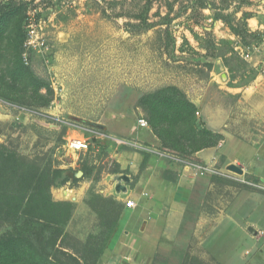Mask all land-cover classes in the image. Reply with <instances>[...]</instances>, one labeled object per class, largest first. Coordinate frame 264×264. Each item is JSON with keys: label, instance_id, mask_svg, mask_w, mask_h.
Masks as SVG:
<instances>
[{"label": "rangeland", "instance_id": "374dc122", "mask_svg": "<svg viewBox=\"0 0 264 264\" xmlns=\"http://www.w3.org/2000/svg\"><path fill=\"white\" fill-rule=\"evenodd\" d=\"M214 1L219 8L216 12L208 9L192 11L197 0L33 1L36 18L42 21L48 51L32 52L29 64L39 78L50 84L54 99L46 108L22 107L35 114L13 109L0 100V143H12L24 155L49 151L54 164L65 170L70 180L51 190L53 199L69 201L75 204L76 210L85 208L89 211L88 215L82 211L75 216L74 210L66 227L67 245L75 244L77 239L85 241L89 236L97 238H89L92 246L95 245L93 241L106 239L103 231L107 227L97 226L98 215L86 202L95 196L108 197L103 196L96 181L81 195L68 192L67 187L74 191L82 187L71 179L83 165L92 170L98 168L99 174L109 172L113 166L102 149L96 152L95 144L99 142L100 145L104 140L95 142V147L86 153L68 152L64 148L66 129L58 120H74L97 130L100 129L93 124L104 125L106 132L123 135L121 114L128 122L144 117L143 109L138 106L139 97L174 86L188 98L193 84L215 71L216 61L224 66L227 86H249L258 76L264 77V28L252 30L248 23L250 18L264 17V0ZM243 13H246V19L242 18ZM217 16L221 18L215 19ZM246 54L248 58H245ZM73 134L81 136L77 132ZM123 142L138 147L129 140ZM205 165L220 173L207 177L235 181L232 178L241 176L214 163ZM181 167L185 173L196 176L188 168ZM243 182L251 186L250 182ZM257 184L259 189L252 187L258 189L256 192L261 195L264 205V183ZM239 203L238 199L234 201L235 208L240 209ZM218 206L222 207L220 203ZM260 211L250 214V218L259 221ZM228 212L232 214L231 210ZM259 222L264 225V218ZM229 230L230 245L219 227L207 245L213 246L214 252L208 250L206 253V244L192 242L185 255L188 260L184 258L173 263L193 264L192 259H195L199 264H264V237L257 248L253 243L243 241L232 223ZM105 243H96L95 247L100 249ZM77 247L81 248V245L77 244ZM242 247L247 249L244 259L238 250ZM80 252L85 253L83 249ZM202 255L207 259H201ZM100 261L101 264L105 262ZM86 262L89 264L90 260Z\"/></svg>", "mask_w": 264, "mask_h": 264}, {"label": "crops", "instance_id": "0c3cea01", "mask_svg": "<svg viewBox=\"0 0 264 264\" xmlns=\"http://www.w3.org/2000/svg\"><path fill=\"white\" fill-rule=\"evenodd\" d=\"M263 21L261 15L250 18L248 23L252 30H262ZM215 64V71L209 77L193 84L188 98L197 107V118L222 139L217 146L196 152L193 158L202 164L214 163L226 168L235 164L241 167L243 174L232 178L235 181L187 174L180 165L154 154L159 150L156 138L134 120L125 121L120 113V128L125 133L112 135L103 125L100 130L110 140H104L100 145L97 142L96 152L102 149L106 160L118 169L117 174L130 177L125 198L132 200L135 207H125V198L113 193V183L109 180L112 174L104 171L99 174L98 168H88L91 173L82 180L86 183L77 182L82 184L78 191L67 187L68 192L81 195L96 181L95 185L104 197H112L122 206L115 232L100 257L104 264H174L185 258L192 242L207 246L219 227L230 245L231 223L238 228L237 233L243 241L253 243L257 248L261 244L264 225L259 221L264 218V205L261 195L256 192L258 189L243 181L264 183V77L258 76L249 86H227L224 66L220 61ZM117 138L135 142L138 147L118 143ZM97 174L101 179L95 180ZM237 199L240 209L234 205ZM259 209V221L252 220L250 214ZM82 211L89 214L85 208H78L74 215ZM203 230L206 233H202ZM208 250L214 252L215 248L207 246L206 253ZM238 250L244 259L246 247ZM201 259H207V256L202 255Z\"/></svg>", "mask_w": 264, "mask_h": 264}, {"label": "trees", "instance_id": "16d2710c", "mask_svg": "<svg viewBox=\"0 0 264 264\" xmlns=\"http://www.w3.org/2000/svg\"><path fill=\"white\" fill-rule=\"evenodd\" d=\"M32 4L33 1L24 0L0 2V100L13 109L46 108L54 99L50 84L39 78L30 64L25 65L22 57L26 17ZM205 9L219 10L214 0H197L191 7L194 12ZM245 16L243 13L242 18L246 19ZM235 35L239 36L236 31ZM138 106L143 109L147 129L157 140L158 151L198 162L193 158L196 152L215 147L222 139L197 118V107L174 86L142 95ZM54 163L49 151L24 155L12 143H0V264H87L88 260L89 264L102 263L100 257L115 232L122 206L112 197L95 196L88 200L87 206L98 215L97 226L107 227L103 231L106 243L98 249L96 243L103 241H93L92 246L89 238H97L89 236L88 241L77 239L75 244L67 245L66 227L75 204L53 199L51 190L70 180L65 170ZM80 171L82 177L76 179L73 175V183L91 173L86 165ZM118 172L114 167L109 170L110 174Z\"/></svg>", "mask_w": 264, "mask_h": 264}, {"label": "built area", "instance_id": "2783aa9c", "mask_svg": "<svg viewBox=\"0 0 264 264\" xmlns=\"http://www.w3.org/2000/svg\"><path fill=\"white\" fill-rule=\"evenodd\" d=\"M30 1H36V0H27ZM36 9L30 7L27 12L26 17V29H27V37L24 43V52H23V61L25 65H29L30 63V55L32 52L42 53L48 51L46 47V43L44 40V32H43V25L42 21L37 20L36 18ZM46 50V51H44ZM245 58H248V54L245 55ZM18 110L28 111L30 113H34L33 111H29L24 108H18L14 107ZM35 114V113H34ZM199 113L196 112V116H198ZM59 123L63 125L66 129V134L64 136V148L73 154H81L86 153L90 150L91 147L94 146L95 142L98 140H109L110 137L106 135L104 132H101L100 130H97L96 128H91L89 126L82 125L79 122H75L74 120H58ZM137 125L140 128H147L148 124L144 118L137 119ZM79 133L81 136H77L73 133ZM118 143H124L122 140H117ZM154 154H156L159 157H166L167 159L174 161L180 165H182L185 168H188L190 171L194 172L196 176H207V175H220L218 171L213 170L212 167H209L205 164L182 159L178 156H175L173 154L162 152V151H154ZM225 176V175H224ZM251 186L258 188L260 186L257 183H250ZM264 189V187H262ZM261 189V188H260ZM262 189V190H263ZM125 207L127 208H134L135 204L132 200H126L125 201Z\"/></svg>", "mask_w": 264, "mask_h": 264}, {"label": "water", "instance_id": "95a60500", "mask_svg": "<svg viewBox=\"0 0 264 264\" xmlns=\"http://www.w3.org/2000/svg\"><path fill=\"white\" fill-rule=\"evenodd\" d=\"M92 126L97 127L98 129L102 127V126L94 125V124ZM226 169L238 175L243 174V170L234 164L228 165ZM82 175H83V172L78 171L77 173H75L74 177L76 179H80ZM109 180L113 183L112 187H113L114 195L125 198L129 192L128 184L131 182L130 177L126 174H112L109 176ZM249 231L253 232L251 228L249 229Z\"/></svg>", "mask_w": 264, "mask_h": 264}]
</instances>
